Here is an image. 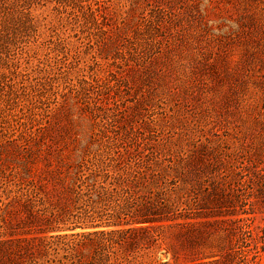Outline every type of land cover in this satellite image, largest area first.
Instances as JSON below:
<instances>
[{"label":"rangeland","instance_id":"374dc122","mask_svg":"<svg viewBox=\"0 0 264 264\" xmlns=\"http://www.w3.org/2000/svg\"><path fill=\"white\" fill-rule=\"evenodd\" d=\"M0 264H264V0H0Z\"/></svg>","mask_w":264,"mask_h":264},{"label":"trees","instance_id":"16d2710c","mask_svg":"<svg viewBox=\"0 0 264 264\" xmlns=\"http://www.w3.org/2000/svg\"><path fill=\"white\" fill-rule=\"evenodd\" d=\"M143 222H146V220H145V219H141V222H140V223H143ZM136 223H138V222H136ZM115 231H116V230H109V231H93V232H88V233H86V234H80L81 237L78 239V242H79V240H81L82 238H83V239L86 238L87 240L92 241V240L89 238V236H96V235H98V234H100V235H106V234L113 233V232H115ZM117 231H118V230H117ZM77 235H79V234H77ZM59 237H61V236H59Z\"/></svg>","mask_w":264,"mask_h":264}]
</instances>
